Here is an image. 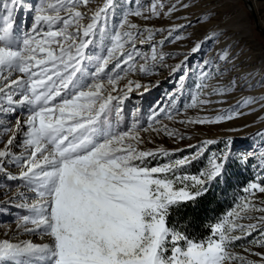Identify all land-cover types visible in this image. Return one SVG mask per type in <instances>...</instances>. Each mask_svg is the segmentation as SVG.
<instances>
[{
  "label": "snow or ice",
  "instance_id": "1",
  "mask_svg": "<svg viewBox=\"0 0 264 264\" xmlns=\"http://www.w3.org/2000/svg\"><path fill=\"white\" fill-rule=\"evenodd\" d=\"M78 2L85 7L89 4V0H41L31 9L34 15L30 30L21 31L15 14L23 0H0V96L7 99L0 114H15L19 107L26 116L22 141L26 154L16 157L10 151L15 137L8 139L0 149V172H4L8 160L21 166L18 177L7 178L19 179L36 196L34 203L20 205L32 213L22 218L21 226L49 241L36 245L0 240V264H255L233 249L239 246L236 242L246 240L253 232L260 239L250 243L264 248V216L242 215L247 211L264 213V207L255 208L251 200L238 204L240 211L228 212L203 238L190 235L177 219L188 207L194 208L213 184L226 181L235 159L232 141H224L223 150L207 157V167L191 174L187 167L220 141L205 140L190 156L152 165L153 160L174 153L164 148L144 149L145 141L136 123L124 131L106 126L113 102L121 105L133 91V82L129 81L123 96L113 95L121 91L117 82L122 77L107 75V65L125 55L124 63L133 61L135 41L144 33L115 32L106 55L90 56L86 49L112 0L95 11L87 24L82 23L85 13L78 10ZM189 6L182 4L185 9ZM157 8L153 4L151 15L144 18L158 17ZM174 10H179L176 5L164 14L171 15ZM129 15L141 17L144 13L137 7L124 15L120 27L127 25L136 30L137 25L128 23ZM205 19L211 24V17ZM205 19L198 18L197 22L203 24ZM144 32H148L147 40L153 38L150 29ZM173 32H179V28L169 29V37ZM224 35L209 28L204 42L219 41ZM126 44L132 46L133 52L125 53ZM201 47L197 43L192 52ZM164 59L161 54L159 60ZM231 59L226 46L218 60L227 64ZM151 60H157L155 47ZM85 61L94 63V70L89 71ZM148 70L145 65L139 68L142 73ZM14 73H19V77L14 78ZM202 75L206 78L208 74ZM105 78L110 89L105 87ZM134 87L139 89L142 85L136 83ZM204 87L197 85L198 89ZM14 92L18 98H14ZM214 92L226 94L223 89ZM254 102L244 100L224 114L180 123L221 124L238 118L241 105ZM195 104L194 98L192 106ZM120 110L117 107L118 114ZM155 117L153 113L148 128L170 138L190 139L166 126L154 128ZM20 128L18 119L17 130ZM241 162H247L246 157ZM244 192L251 197L264 194V184L250 183ZM236 219L255 222L237 224ZM29 224L34 227H27ZM251 254L260 256V264H264V254Z\"/></svg>",
  "mask_w": 264,
  "mask_h": 264
},
{
  "label": "rangeland",
  "instance_id": "2",
  "mask_svg": "<svg viewBox=\"0 0 264 264\" xmlns=\"http://www.w3.org/2000/svg\"><path fill=\"white\" fill-rule=\"evenodd\" d=\"M112 0L107 10L106 17L102 16L96 35L91 37L92 43L86 49L90 56L106 55V49L111 45L115 32L137 30L144 34L135 41L136 52L134 60L124 63L127 55L109 61L106 73L109 76L120 75L117 88L121 91L113 95L123 96L129 81L133 82V91L128 93V98L119 106L113 102L106 118V126L111 125L117 131L128 130L133 123L140 127V136L145 143L146 150L164 148L174 156L160 157L152 161V165L162 164L184 156H190L205 140H218L220 143L209 146L201 159L194 161L186 171L198 174L207 167V157L212 152L224 149V141H232V150L235 154L234 161L230 164L226 181L213 184L209 191L214 203H221L223 208L218 214H212L207 221V227L221 222L230 211H240L237 205L251 200L255 208L264 207V194L257 193L255 197L244 192L250 183L264 184V0ZM41 0H23L22 7L15 14V20L21 31L28 29L32 23L34 12L31 9ZM108 0H89L85 7L77 4L78 10L85 13L82 23L90 22L95 11L104 7ZM189 4L185 9L182 4ZM157 4L160 15L151 19L144 17L151 15V7ZM163 5V7H159ZM172 5L179 10H174L171 15H165ZM253 5V6H252ZM137 7L143 11L144 16H127L129 24L137 25L136 30L129 29L127 25L120 27L126 12ZM255 7V9H254ZM211 17V24L206 22ZM205 19V23H198L197 19ZM190 25L189 27H184ZM220 27V28H219ZM179 28L169 37V29ZM209 28H216L217 34L226 33L219 41L204 42L205 32ZM150 29L153 38L147 40ZM225 29V30H224ZM74 31V29H72ZM179 37V38H176ZM201 43L199 51L193 53L192 48ZM227 46L230 49L231 62L225 64L218 60L221 50ZM153 47L157 60L152 61ZM219 50V51H218ZM133 52L131 45L125 46V53ZM163 55V62L159 56ZM219 54V55H218ZM235 55V56H234ZM120 66L117 67L116 65ZM236 64V65H235ZM89 71L94 70V63L85 61ZM141 65L149 70L146 73L139 71ZM179 66V67H178ZM256 69L254 80L257 82L252 87L255 95L247 96L236 102L242 91L233 86L236 73L245 69ZM207 73L204 78L202 74ZM14 73V78L19 77ZM142 85L136 89L134 85ZM198 84L206 87L198 89ZM230 84V85H229ZM214 85V86H213ZM105 87L110 89L105 78ZM226 90V94H215L214 90ZM18 98V93H13ZM196 99L195 106L193 99ZM251 99L255 101L250 106L241 105L237 110L241 113L238 118L215 125H198L180 123L189 119L203 116L215 117L228 110L236 108L242 101ZM203 101H210L202 103ZM235 101V103H233ZM7 105V99L0 96V107ZM117 107L121 110L117 113ZM156 113L154 128L167 127L179 135L190 139L170 138L162 131L148 128L150 118ZM171 115V118H169ZM21 128L17 130V120ZM25 111L17 108L15 114H0V149H3L7 140L15 137L10 151L16 156L25 155L22 146L24 139ZM144 128H148L144 131ZM246 157L247 162H241ZM19 164L13 165L11 160L6 162L4 172H0V240L11 239L15 243L32 242L36 245L48 243V238L35 232L25 231L22 218L32 215L26 207L36 201L35 194L30 191L19 179L9 180V175L19 176ZM208 191V192H209ZM244 216L260 217L264 213L247 211ZM255 222L249 219H236L237 224ZM27 227L33 228L31 224ZM208 236V235H207ZM253 239H260L257 232L246 240L236 242L233 251L246 261L260 264V256L251 253L264 254V248L250 243ZM248 249V251H245ZM239 264V261L236 262Z\"/></svg>",
  "mask_w": 264,
  "mask_h": 264
},
{
  "label": "trees",
  "instance_id": "3",
  "mask_svg": "<svg viewBox=\"0 0 264 264\" xmlns=\"http://www.w3.org/2000/svg\"><path fill=\"white\" fill-rule=\"evenodd\" d=\"M211 192L201 196L195 207H188L177 219L181 220V226L190 234L198 238L209 235L210 227H207V221L212 214L221 212L223 206L221 203H214L211 198Z\"/></svg>",
  "mask_w": 264,
  "mask_h": 264
},
{
  "label": "bare ground",
  "instance_id": "4",
  "mask_svg": "<svg viewBox=\"0 0 264 264\" xmlns=\"http://www.w3.org/2000/svg\"><path fill=\"white\" fill-rule=\"evenodd\" d=\"M247 1H249V3L253 2L252 0H247ZM254 9H255V7H254ZM257 72L258 71L256 69L248 68V69H245L239 73H236V75L233 77V78H235L233 80V86L236 85L237 89L242 90L239 93L240 97L237 98L238 100H235L237 103L240 102L241 100H243L247 96L255 95L256 92L252 91L251 89L254 86V84L257 82V79L256 80L253 79L255 77V74H258ZM235 101L233 103H235Z\"/></svg>",
  "mask_w": 264,
  "mask_h": 264
}]
</instances>
